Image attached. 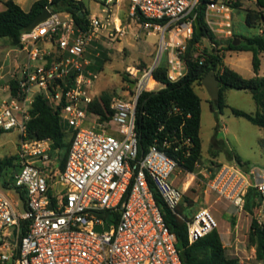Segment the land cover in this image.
<instances>
[{
  "label": "built area",
  "instance_id": "built-area-1",
  "mask_svg": "<svg viewBox=\"0 0 264 264\" xmlns=\"http://www.w3.org/2000/svg\"><path fill=\"white\" fill-rule=\"evenodd\" d=\"M130 1L129 17L142 29L161 34L167 79L184 78L188 72L185 55L200 0ZM230 12L224 1L212 2L206 10L207 23L212 28L217 23L209 18L221 17L226 36H233ZM141 17L146 21L141 22ZM102 32L112 41L126 35L123 23L109 17H91L84 30L72 15L52 12L21 36L17 50L26 52L27 60L16 66L14 94L9 84L8 94L0 96V134L20 133L14 181L25 200L19 192V200H13L10 191L0 187V264H183L176 236L155 197L172 211L181 204L184 192L173 178L179 163L158 144L138 157L136 106L141 93L149 91L150 80L156 81L153 89L162 84L153 77L159 65L147 71L127 69L133 94L111 105L110 124L115 131L107 132L96 121L99 116L89 110L95 100L92 88L97 75L85 70L89 64L85 54ZM41 41L53 43L54 52L37 47ZM194 58L203 63L204 54L197 52ZM38 95L59 112L71 134L63 167L50 140L27 139L30 111ZM91 121L99 128L90 126ZM182 143L190 145L188 139ZM169 145L164 142L165 147ZM251 188L263 201L264 181L251 183L231 167L223 168L211 184L212 190L240 208ZM22 221L28 225L20 237ZM105 223L109 230L98 232L96 227ZM186 224L190 244L219 226L207 208L197 211ZM16 229L12 243L9 238Z\"/></svg>",
  "mask_w": 264,
  "mask_h": 264
},
{
  "label": "trees",
  "instance_id": "trees-1",
  "mask_svg": "<svg viewBox=\"0 0 264 264\" xmlns=\"http://www.w3.org/2000/svg\"><path fill=\"white\" fill-rule=\"evenodd\" d=\"M217 0H200L197 9V18L201 27V33L197 34L196 27L192 39L189 41L185 55L188 72L184 78L177 82H170L167 79V62L163 61L153 71V77L165 87L158 91H143L136 106V133L138 138V157L141 158L153 144L164 148L170 156L175 158L180 168L188 173H194L202 157L201 121H202V99L195 90V85H202V80L211 71H214L220 80V98L212 101V109L222 112L224 103V92L229 89L249 91L257 105L256 114H248L244 111L234 109L233 113L243 117L264 132V76L259 75L261 67L260 54H264V32L252 36H235L222 40L212 31L206 20L207 6ZM233 8L242 6L241 0L233 3ZM5 10L0 12V39L11 41L13 45H21V36L25 30L34 22L39 14L49 8L53 13H67L72 15L77 25L87 29L89 16L84 3L78 0H38L32 8L26 12L13 0L4 3ZM83 13V16L80 14ZM141 22L146 19L140 18ZM245 22L250 27H258L264 23V0H257L256 10H247ZM208 39L214 48L211 52L205 51L204 61L195 59V46L202 39ZM241 43L234 46L235 41ZM92 44H95L93 42ZM226 45L227 48H224ZM99 48V47H98ZM224 48L228 51L252 52V65L255 76L244 78L235 70L231 69L224 62L221 55ZM223 49V50H224ZM104 60L101 57L93 58L85 66L86 71L97 73L103 70ZM12 94H14L16 82L10 83ZM91 113L100 117L102 121H110L113 115L111 109V97L104 94L99 101H95L89 107ZM69 136V140H68ZM27 139L50 140L52 149L57 152L62 167L65 165L71 145V134L67 132L66 126L62 123L59 112L55 111L43 96H36L30 111V120L27 124ZM182 139H188L190 145L182 143ZM168 142L169 147L164 146ZM264 151V139H263ZM238 164L247 166L234 155ZM17 156L0 158V187L6 191L19 192L22 200H25V193L21 192L15 185L14 176L19 170L16 164ZM255 205L264 203L260 194L253 188ZM165 222L169 229L176 236V245L180 251L183 264H250L242 263L237 258L228 257L222 243L219 231L216 229L207 236L190 244L187 233L186 221L182 219L181 213L170 210L163 200L156 195ZM180 206V205H179ZM27 222L20 223V237L27 232ZM250 238L255 242L256 260L264 261V223L253 219L250 228Z\"/></svg>",
  "mask_w": 264,
  "mask_h": 264
},
{
  "label": "rangeland",
  "instance_id": "rangeland-1",
  "mask_svg": "<svg viewBox=\"0 0 264 264\" xmlns=\"http://www.w3.org/2000/svg\"><path fill=\"white\" fill-rule=\"evenodd\" d=\"M219 1H224L231 8L230 22L233 32V36H226V28L222 25L223 19L221 17L209 18L217 23L211 29L219 39L227 40L236 35L249 37L264 32V23L258 27H250L245 22L247 10L257 9V0H241L242 6L239 8H233V4H231L236 0ZM92 11L98 12L95 7ZM132 21L129 17L123 20V24L124 26L133 24L134 34L128 28L126 35L116 41L101 35L98 42L91 44L85 54V59L89 63L95 57H101V60H104L103 70L94 73L97 75L92 88L95 101H99L104 94L111 97V105L116 100L129 98L133 94V87L127 69L132 67L147 71L156 64L160 65L161 62L167 60V53L161 52V34L155 30L150 33L142 29L137 21ZM37 47L55 48L53 43L45 41L39 42ZM213 48V44L204 38L198 46H195V54L211 52ZM224 48H227L226 45ZM224 48L220 49L227 66L244 78L255 76L252 52L228 51ZM54 56L55 54H52V57ZM260 59L259 75L264 76V54H260ZM26 60V52L18 51L17 47L9 40L0 39V77H2L0 94H8L6 89L14 80L16 66L23 64ZM152 87L154 85L148 87L149 91L153 89ZM157 89L158 87L153 90L158 91ZM195 90L202 99V157L194 173H188L182 168L177 169L174 173L173 178L176 186L184 192L182 202L177 209L181 213L182 219L191 218L200 209H209L226 236L222 243L227 256L237 258L242 263L264 264V261L257 262L255 242L250 238L253 219L264 223V213L262 212L264 203L262 205L253 204L254 198L251 197L253 193L249 192L244 199L243 208H240L225 195L211 189L213 180L225 167L240 171L251 183L264 181V132L247 119L233 113L234 109H238L254 115L258 110L257 105L251 92L229 89L224 92L225 107L222 112H219L215 105L216 110L212 109V100L203 84H196ZM96 121L105 126L107 132L115 131V127L110 124V121H102L100 117ZM97 122L91 121L89 125L99 128ZM20 139L18 130L1 133L0 158L17 155ZM234 155H238L243 162H247L249 165L238 164ZM251 166L253 167L251 168ZM251 171L254 174H251ZM10 196L15 201L19 200L16 191H10Z\"/></svg>",
  "mask_w": 264,
  "mask_h": 264
},
{
  "label": "crops",
  "instance_id": "crops-1",
  "mask_svg": "<svg viewBox=\"0 0 264 264\" xmlns=\"http://www.w3.org/2000/svg\"><path fill=\"white\" fill-rule=\"evenodd\" d=\"M6 1H8V0H0V12L5 10L4 3ZM13 1L16 4H18L24 11L28 12L32 8L33 4L35 2H37L38 0H13ZM78 1H82L84 3L88 13L90 14L89 20L91 17L98 16V17H102V18L109 17L111 21L123 23V20L129 18L130 7H131V1L130 0H113L111 3L108 2V0H78ZM94 7L97 9L98 12L92 11V9ZM132 22H135V20H133ZM132 25L133 24H129V25L124 26V27H125V29L129 28V31H131V33L134 34L135 30H134ZM134 25H135V23H134ZM129 34H130V32H129ZM101 35L107 36V33L102 32L99 35V37L97 38V40H95L94 42H98ZM48 50L54 52V49H48ZM1 79H2V77H0V80ZM155 87L156 88L158 87L157 90H160V89L164 88L165 86L162 84H157ZM1 95H3V94H0V96ZM252 167L253 166H251V168ZM219 226H218V231L220 233L222 242L224 243V239L226 238V236L224 235V231Z\"/></svg>",
  "mask_w": 264,
  "mask_h": 264
},
{
  "label": "water",
  "instance_id": "water-1",
  "mask_svg": "<svg viewBox=\"0 0 264 264\" xmlns=\"http://www.w3.org/2000/svg\"><path fill=\"white\" fill-rule=\"evenodd\" d=\"M51 15H52L51 10L48 7L45 8L39 14V16L34 20V22L25 31L33 30L39 24H41L42 22H44L45 20L50 18ZM80 15L83 16V13H81ZM195 15H196V13H194V16ZM195 27H196L197 34H200L201 33V27H200L198 18L195 19ZM239 44H240V41H235L234 42V46H237ZM202 84H203L204 88L206 89V91H207V93L210 96L212 101H216V100H218L220 98V92H219L220 80H219V78L217 77V75H216V73L214 71L209 72L204 77V79L202 80ZM133 86L134 85H132V87ZM261 201H262V197H261ZM103 229L109 230V225L107 223H105L104 226H97L96 227V230L98 232H102ZM16 234H17V229L13 232V235L9 238V240L12 243L15 242Z\"/></svg>",
  "mask_w": 264,
  "mask_h": 264
},
{
  "label": "bare ground",
  "instance_id": "bare-ground-1",
  "mask_svg": "<svg viewBox=\"0 0 264 264\" xmlns=\"http://www.w3.org/2000/svg\"><path fill=\"white\" fill-rule=\"evenodd\" d=\"M149 85H150V86H153V85H155V82H154L153 80H150ZM148 89H149V88H148Z\"/></svg>",
  "mask_w": 264,
  "mask_h": 264
}]
</instances>
